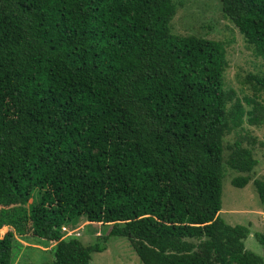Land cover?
<instances>
[{"label":"trees","instance_id":"1","mask_svg":"<svg viewBox=\"0 0 264 264\" xmlns=\"http://www.w3.org/2000/svg\"><path fill=\"white\" fill-rule=\"evenodd\" d=\"M175 1L0 0V264L22 241L51 246L42 264H91L112 238L142 264H264L220 216L225 166L264 208L256 142L224 159L264 106L226 89L224 41L172 32ZM220 1L264 62V0ZM80 218L110 229L85 245L62 230Z\"/></svg>","mask_w":264,"mask_h":264},{"label":"rangeland","instance_id":"2","mask_svg":"<svg viewBox=\"0 0 264 264\" xmlns=\"http://www.w3.org/2000/svg\"><path fill=\"white\" fill-rule=\"evenodd\" d=\"M176 13L171 21V30L177 35H195L206 39L224 41L227 47L228 67L225 72L226 89H234L242 98L247 109L253 108V103L247 105L243 99L259 97L264 106V90L256 91L255 81L248 80V74L263 75L264 62L257 57L245 37L221 14L220 0H176ZM242 126L225 136L224 144L227 147L224 159L228 157L236 140H241L244 146L251 144L254 147L258 166L255 168L253 178L264 177V123L254 125L247 121ZM226 173L223 180L222 210L220 216L230 225H244L250 233L244 241L247 250L264 257V248L259 244L256 234H264V208L259 200L253 181L244 188H237L232 184L233 179L239 175L225 166ZM83 218V217H82ZM80 218L75 221L70 230L72 236L79 238L85 244L95 243L96 237L109 231L108 226L101 223H90ZM61 220V219H60ZM62 222V220H61ZM7 227L0 230L3 236ZM22 241V246L16 253L14 264H42L49 260L46 250L50 247ZM17 251V250H16ZM45 252V253H44ZM91 264H142L130 243L125 238H112L107 244V250L95 253Z\"/></svg>","mask_w":264,"mask_h":264},{"label":"clouds","instance_id":"3","mask_svg":"<svg viewBox=\"0 0 264 264\" xmlns=\"http://www.w3.org/2000/svg\"><path fill=\"white\" fill-rule=\"evenodd\" d=\"M72 227H62V230H64L66 233H67V235L69 236L70 234H71V232H70V230L69 229H71ZM8 229V228H7ZM137 255V254H136Z\"/></svg>","mask_w":264,"mask_h":264}]
</instances>
